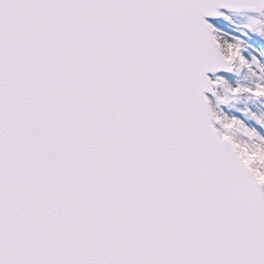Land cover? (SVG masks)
Listing matches in <instances>:
<instances>
[{
    "label": "snow or ice",
    "instance_id": "obj_1",
    "mask_svg": "<svg viewBox=\"0 0 264 264\" xmlns=\"http://www.w3.org/2000/svg\"><path fill=\"white\" fill-rule=\"evenodd\" d=\"M0 264H264V0H0Z\"/></svg>",
    "mask_w": 264,
    "mask_h": 264
}]
</instances>
